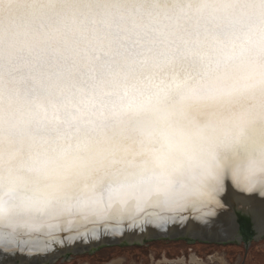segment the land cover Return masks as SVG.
Here are the masks:
<instances>
[{
  "label": "snow or ice",
  "instance_id": "1",
  "mask_svg": "<svg viewBox=\"0 0 264 264\" xmlns=\"http://www.w3.org/2000/svg\"><path fill=\"white\" fill-rule=\"evenodd\" d=\"M148 226L264 240V0H0V264Z\"/></svg>",
  "mask_w": 264,
  "mask_h": 264
},
{
  "label": "rangeland",
  "instance_id": "2",
  "mask_svg": "<svg viewBox=\"0 0 264 264\" xmlns=\"http://www.w3.org/2000/svg\"><path fill=\"white\" fill-rule=\"evenodd\" d=\"M69 256L59 258L55 264H164V259L178 261L175 264H264V240L253 241L246 248L243 242L216 244L183 239H150L144 243L111 245L95 252L72 253Z\"/></svg>",
  "mask_w": 264,
  "mask_h": 264
},
{
  "label": "water",
  "instance_id": "3",
  "mask_svg": "<svg viewBox=\"0 0 264 264\" xmlns=\"http://www.w3.org/2000/svg\"><path fill=\"white\" fill-rule=\"evenodd\" d=\"M238 223H239L240 228L242 230V235L245 238H247V236L251 234L252 229L250 227H248V226H245V224L243 223L242 220L241 221H238ZM148 227H152V226H148ZM135 231H139V230L137 229ZM152 231H153V237L152 238H146V237L143 236V234H141L140 243H144L145 241H148L150 239H183V240H185L187 242L200 241V242H204V243L224 244V243H218L215 240H211V239H207V238H202V237H197L195 235L192 236V237L185 238V236L182 233H179V232L173 233L172 236H171V238H165V234L163 232H161L160 229H157V228L152 227ZM132 244H138V243H135V242H130V243H127V244L115 243V244H111V245L121 246V245H132ZM84 252L90 253L89 251H84ZM73 253H81V252L77 251V252H73ZM70 254H72V253H69L67 257H70L69 256ZM67 257H63L62 256V257H60V259H65Z\"/></svg>",
  "mask_w": 264,
  "mask_h": 264
},
{
  "label": "bare ground",
  "instance_id": "4",
  "mask_svg": "<svg viewBox=\"0 0 264 264\" xmlns=\"http://www.w3.org/2000/svg\"><path fill=\"white\" fill-rule=\"evenodd\" d=\"M223 209H217V211H222ZM193 259V258H192ZM194 260V259H193ZM164 264H169V263H178V261H168L166 259L163 260ZM197 262V261H196ZM161 263V262H160ZM160 263H156V264H160Z\"/></svg>",
  "mask_w": 264,
  "mask_h": 264
},
{
  "label": "trees",
  "instance_id": "5",
  "mask_svg": "<svg viewBox=\"0 0 264 264\" xmlns=\"http://www.w3.org/2000/svg\"><path fill=\"white\" fill-rule=\"evenodd\" d=\"M94 256H96V255H94Z\"/></svg>",
  "mask_w": 264,
  "mask_h": 264
}]
</instances>
